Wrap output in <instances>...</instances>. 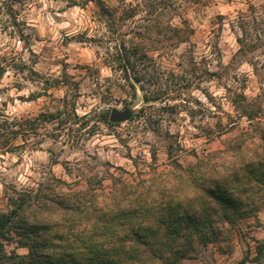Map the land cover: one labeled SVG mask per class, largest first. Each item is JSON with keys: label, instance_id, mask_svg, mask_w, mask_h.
<instances>
[{"label": "rangeland", "instance_id": "rangeland-1", "mask_svg": "<svg viewBox=\"0 0 264 264\" xmlns=\"http://www.w3.org/2000/svg\"><path fill=\"white\" fill-rule=\"evenodd\" d=\"M102 1L111 15L91 0H0V211L23 189L64 193L100 180L107 190L113 176L134 182L173 160L194 163L249 127L236 93L259 94L264 118V0ZM150 2L166 12L160 32ZM167 25L184 31L176 46ZM133 44L147 56L139 81L117 67ZM111 108L132 116L106 123ZM261 243L264 203L227 245L180 264H264ZM5 250L27 253L14 241Z\"/></svg>", "mask_w": 264, "mask_h": 264}, {"label": "trees", "instance_id": "trees-1", "mask_svg": "<svg viewBox=\"0 0 264 264\" xmlns=\"http://www.w3.org/2000/svg\"><path fill=\"white\" fill-rule=\"evenodd\" d=\"M91 1L111 15L102 0ZM158 9L156 2L149 3L160 32L166 12ZM167 28L173 31L164 37L169 46L185 39L181 28ZM145 57L138 44L130 51L122 46L117 67L139 81L136 62ZM149 99L143 94L144 101ZM231 101L249 127L187 166L173 160L172 168L153 170L134 182L113 176L107 190L100 180H87L64 193L23 189L9 195L8 208L0 211V264H180L210 243L227 245L237 222L255 215L264 203L260 95L247 100L236 93ZM101 117L111 123L107 110ZM12 241L27 253L7 252L5 244ZM263 249L264 243L258 244V254Z\"/></svg>", "mask_w": 264, "mask_h": 264}, {"label": "water", "instance_id": "water-1", "mask_svg": "<svg viewBox=\"0 0 264 264\" xmlns=\"http://www.w3.org/2000/svg\"><path fill=\"white\" fill-rule=\"evenodd\" d=\"M132 116V111L128 108L120 110L117 108H111L109 113V120L111 122H123Z\"/></svg>", "mask_w": 264, "mask_h": 264}]
</instances>
